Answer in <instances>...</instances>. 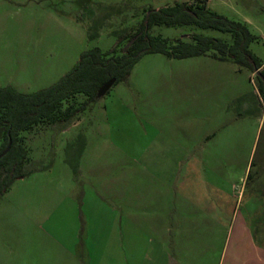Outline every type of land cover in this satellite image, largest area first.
Instances as JSON below:
<instances>
[{
    "label": "rangeland",
    "instance_id": "1",
    "mask_svg": "<svg viewBox=\"0 0 264 264\" xmlns=\"http://www.w3.org/2000/svg\"><path fill=\"white\" fill-rule=\"evenodd\" d=\"M175 1L189 5L204 1L217 15L244 24L256 37L249 52L264 63V0H0V89L8 86L31 94L54 84L73 68L83 51L108 52L117 34L135 32L148 8ZM192 32L230 40L225 33L187 26L149 30L169 40ZM135 65L127 82L113 84L72 119L70 127L48 126L22 134L29 164L24 166V178L0 194V264H124L111 259L115 246L106 210L111 206L112 177L122 164L132 167L134 175H144L146 179L134 182L137 201L138 186L161 185L151 174L164 171L169 175L175 159L187 150L201 170L205 168L211 183L234 196L235 214L245 212L262 220L264 202L248 192L237 198L248 155L249 172H264V165L259 164L264 158V109L251 94L253 75L231 62L220 64L203 56L171 59L149 54ZM218 65L228 80L219 90L214 85L210 93L204 78L216 76ZM186 99L193 104L190 111H185ZM185 134L195 147L182 146ZM259 188L264 190V178ZM78 220L87 224L86 239L84 234L80 237L87 245L84 253L73 247L80 241L75 236V228L81 227ZM224 236L214 234L209 245L214 264L222 252L223 264L231 262L233 248L235 258L239 255L236 231L223 251ZM134 238L133 264H160L149 251L144 255L145 240L142 243L139 233Z\"/></svg>",
    "mask_w": 264,
    "mask_h": 264
},
{
    "label": "crops",
    "instance_id": "2",
    "mask_svg": "<svg viewBox=\"0 0 264 264\" xmlns=\"http://www.w3.org/2000/svg\"><path fill=\"white\" fill-rule=\"evenodd\" d=\"M218 62L223 64V61L222 63ZM134 68L131 69V72ZM222 68L219 69L216 76L210 74L204 78L210 93L214 92V85L218 88L216 90H219L224 84V80H228V77L222 75ZM251 94L253 99L261 104L255 88ZM241 97H243L242 94L238 96V98ZM185 102L187 109L185 111L193 109L190 99H186ZM259 124L260 122L257 124V129ZM185 138L187 139L186 143L182 144L183 147H195L190 143V135L185 134ZM161 146L164 147L165 144H161ZM157 147L160 145L157 144ZM249 157L250 155L246 160L245 172L241 179L242 184L237 198H242L248 192L249 196L264 202V190L259 188L260 182L264 178V172L250 173ZM133 160L134 158H132ZM146 161L147 159L144 157V162ZM259 164L264 165V158L259 160ZM201 167L188 150L183 151V154L181 153L175 159V163L171 166L172 169L169 170V175L166 176L164 171H154V174H151L153 180H161V185L147 189L144 182L142 185L145 188L135 183L141 193L138 194V200L134 201L135 180L140 181L146 178L141 173L134 175L131 171L132 167L122 164L120 172L111 179V206L109 205L106 210L109 215L110 241L115 246V249L111 251V259H121L124 264H133L134 233H139V237L143 238L142 243L145 240L143 243L144 255L146 251H149L160 261V264H212L213 249L209 245L214 241V234L218 232L225 234L224 241L222 240L224 251L229 248L231 235L235 230L237 234L235 245H238L239 255L237 254V258H235L233 248L229 255L232 261L228 264L235 263V261H237L235 264H264V217L257 221L256 216L245 212L235 214V203L232 201L234 196L211 183L205 176V168L203 167L201 170ZM248 175L252 176L250 182L247 180ZM167 180H169L168 186L164 187ZM46 222H48L47 219ZM77 222L81 227L75 228V236L77 235L80 241L73 247L76 251L84 253L87 245L81 241L80 237L84 234V239H86L87 224L85 220ZM128 242H130V247L132 244L131 251L128 250ZM199 244L204 247L199 248L201 246ZM222 253L218 257L217 264L224 262L225 255ZM86 254L90 260L89 251ZM74 255L79 256L77 252H74ZM128 260L131 262L128 263Z\"/></svg>",
    "mask_w": 264,
    "mask_h": 264
},
{
    "label": "trees",
    "instance_id": "3",
    "mask_svg": "<svg viewBox=\"0 0 264 264\" xmlns=\"http://www.w3.org/2000/svg\"><path fill=\"white\" fill-rule=\"evenodd\" d=\"M153 26L214 30L228 34L230 40L194 32L169 40L151 35L149 30ZM134 37L123 51L125 44ZM115 39V45L106 53L97 48L83 51L73 68L46 88L31 94L18 93L8 86L0 89V154L10 142L8 151L0 158V194L26 175L23 169L29 164V158L23 133L29 134L35 128L69 125L97 100L96 91L105 82L110 79H114V84L125 82L132 67L145 55L160 54L171 59L203 56L245 68L253 75L264 109V66L248 50L256 37L244 24L209 10L204 1L191 5L175 1L157 9L148 8L133 34H117ZM123 41L125 44L116 52Z\"/></svg>",
    "mask_w": 264,
    "mask_h": 264
},
{
    "label": "water",
    "instance_id": "4",
    "mask_svg": "<svg viewBox=\"0 0 264 264\" xmlns=\"http://www.w3.org/2000/svg\"><path fill=\"white\" fill-rule=\"evenodd\" d=\"M135 39V37L131 40H129L125 46L123 47V51H125V49L133 42V40ZM114 84V79H110L107 82H105L97 91L95 94V98L99 99L101 98L103 95H105V93H107V91L111 88V86ZM10 146V142L7 143L5 149L2 151V153L0 154V158L6 154V152L8 151Z\"/></svg>",
    "mask_w": 264,
    "mask_h": 264
},
{
    "label": "built area",
    "instance_id": "5",
    "mask_svg": "<svg viewBox=\"0 0 264 264\" xmlns=\"http://www.w3.org/2000/svg\"><path fill=\"white\" fill-rule=\"evenodd\" d=\"M207 1H209V0H207Z\"/></svg>",
    "mask_w": 264,
    "mask_h": 264
}]
</instances>
